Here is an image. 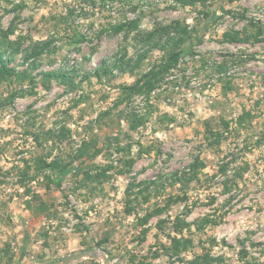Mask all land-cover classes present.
<instances>
[{
	"label": "rangeland",
	"instance_id": "rangeland-1",
	"mask_svg": "<svg viewBox=\"0 0 264 264\" xmlns=\"http://www.w3.org/2000/svg\"><path fill=\"white\" fill-rule=\"evenodd\" d=\"M0 52V264H264V0H0Z\"/></svg>",
	"mask_w": 264,
	"mask_h": 264
},
{
	"label": "trees",
	"instance_id": "trees-1",
	"mask_svg": "<svg viewBox=\"0 0 264 264\" xmlns=\"http://www.w3.org/2000/svg\"><path fill=\"white\" fill-rule=\"evenodd\" d=\"M115 31L116 30H121L123 29V26H118L116 28H114ZM152 37V33H149L146 35V38H151ZM1 55V52H0ZM120 61V59H116L114 64L112 65V68H118V66L116 64H118ZM177 62V54H173L170 56V63L171 65H173L174 63ZM164 67L158 68L157 71L155 72H148L144 78H146V86H144L143 91L145 90L146 87V92H149V90L152 89V87H154L156 80H158L159 75L161 73L164 72ZM103 72L105 73L106 70L104 69ZM17 74H15V70L14 69H9L7 67V63L3 62L1 56H0V80L1 79H8V77H15ZM52 74H49L48 76H51ZM64 77V76H62ZM140 81H137L136 84L134 86H119L120 91L122 94H124V96H127V98L130 99V93L133 92L135 90V87H138V83ZM141 88V87H139ZM87 144H83L82 148L79 150V156L83 157L85 154H87ZM95 157V156H93ZM46 167H48L50 170H54L57 173V177H58V183L56 184L55 187H59L60 183L63 181V179L72 171L69 167L67 166H61L60 168L57 169L56 164L55 163H50L48 164Z\"/></svg>",
	"mask_w": 264,
	"mask_h": 264
},
{
	"label": "water",
	"instance_id": "water-1",
	"mask_svg": "<svg viewBox=\"0 0 264 264\" xmlns=\"http://www.w3.org/2000/svg\"><path fill=\"white\" fill-rule=\"evenodd\" d=\"M87 254H88L87 252H84V253L79 254L77 256L71 257L70 259H68L67 264H69V263H71L77 259H80L81 257L86 256Z\"/></svg>",
	"mask_w": 264,
	"mask_h": 264
}]
</instances>
